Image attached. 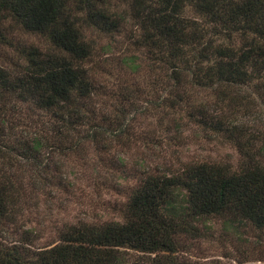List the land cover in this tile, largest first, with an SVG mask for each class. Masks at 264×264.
Returning a JSON list of instances; mask_svg holds the SVG:
<instances>
[{
  "label": "trees",
  "instance_id": "trees-1",
  "mask_svg": "<svg viewBox=\"0 0 264 264\" xmlns=\"http://www.w3.org/2000/svg\"><path fill=\"white\" fill-rule=\"evenodd\" d=\"M112 1L0 0V264H194L179 252L214 217L226 229L264 231V133L242 119L249 110L236 106L233 92L234 85L252 82L264 105V0H128L138 45L168 68L176 99L170 104L188 103L191 87L213 90L214 99L190 105L187 115L233 143L239 161L146 167L127 194L122 220L64 223L57 241L37 248L20 225L15 230L24 236L5 241L21 213L29 162L36 167L28 174L33 180L61 182L60 162L56 156L44 160L47 152L62 156L84 143L109 146L102 134L115 117L106 118L96 105L101 92L111 90L98 80L101 62L92 59L84 30H120L125 17H114ZM186 7L193 17L183 15ZM10 22L49 45L14 39ZM123 68L143 70L132 57L123 59ZM123 81L119 91L132 94Z\"/></svg>",
  "mask_w": 264,
  "mask_h": 264
},
{
  "label": "rangeland",
  "instance_id": "rangeland-1",
  "mask_svg": "<svg viewBox=\"0 0 264 264\" xmlns=\"http://www.w3.org/2000/svg\"><path fill=\"white\" fill-rule=\"evenodd\" d=\"M130 8L128 0L111 2L114 17L118 16L117 13L125 17L118 31L105 32L92 26L84 30L93 46L92 59L101 62L97 66L101 70L106 69V72L100 70L98 80L111 90L109 94L102 91L99 97L103 99L102 103L97 101L99 105H96L107 113L106 118L115 117L111 121L113 124H109L106 133L102 134V139L109 141L108 148L104 150L96 144L84 143L77 153L58 156L56 151L53 154L47 152L44 160L51 161L56 156L60 162L61 182L41 181L37 177L33 180L28 174H33L32 169L36 167L29 162L26 166L28 173L23 178L26 189L21 195V213L15 226L11 224L14 229L4 232L5 241L24 236L19 229L15 230L20 225L27 227L29 234L35 237L32 245L37 248L57 241V228L64 223L122 220L127 194L137 185L138 177L146 167L167 170L189 160L206 159L233 165L239 161V152L233 143L211 135L197 118L187 115L190 105L200 103L204 107V103L214 99L213 90L191 87L188 103L170 104L172 98L176 99L172 78L167 79L168 68H162V62H157L152 53L138 45L137 20L131 17ZM183 15L193 17L194 13L186 7ZM10 23L15 27L11 35L14 39L44 47L49 45L45 37ZM5 49L15 57L11 48ZM127 57H132L143 70L138 74L125 71L123 59ZM0 63H4L2 59ZM123 78L133 91L130 95L120 92L117 87L124 82ZM233 87L239 101L236 106L243 111L245 108L249 110L242 119L255 124L256 129L264 133V105L256 95V87L252 82ZM183 91L180 93L184 94ZM52 181L59 185H52ZM224 224L220 218L214 217L207 222V227L200 225L203 235L186 239L187 246L179 256L194 264H264V231L248 226L239 227L240 231L226 229ZM128 254L132 258L134 252Z\"/></svg>",
  "mask_w": 264,
  "mask_h": 264
}]
</instances>
